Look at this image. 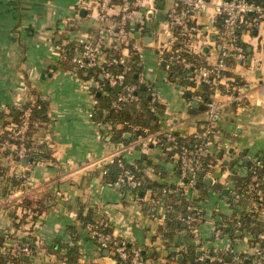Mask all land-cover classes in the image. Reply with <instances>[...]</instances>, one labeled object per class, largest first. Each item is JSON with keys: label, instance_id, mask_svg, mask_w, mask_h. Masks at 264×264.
I'll return each instance as SVG.
<instances>
[{"label": "crops", "instance_id": "0c3cea01", "mask_svg": "<svg viewBox=\"0 0 264 264\" xmlns=\"http://www.w3.org/2000/svg\"><path fill=\"white\" fill-rule=\"evenodd\" d=\"M211 1L218 0H209L192 13L188 33L176 41L207 63H214L226 44ZM177 3L140 2L129 22L133 33L129 46L137 51L146 80L160 91L165 106L162 129L185 136L199 131L206 113L192 111L190 104L191 92L201 89L197 88L200 83L195 80V87L181 86L168 78L166 63L161 64L163 51L173 42L166 14ZM92 5L91 0H0V132L13 122L11 108L40 99L46 113L30 136L32 158L17 160L9 150L0 149V251L14 239L27 236L32 251L23 264H64L60 256L64 248L56 251L51 245L72 242L77 234L80 264H118L112 251L99 248L78 218L79 210L85 214L92 209L93 220L138 246L146 264H189V259L181 262L189 248L213 257L226 247L242 254V262L233 264H256L251 256V231L246 227L231 231L229 224L234 208L247 211L250 203L243 200L232 206L228 198L229 188L235 185L230 175L246 176L251 156L261 155L264 160V20L237 32L240 44L235 49L242 50L244 57L227 63L225 79L232 85L227 92L208 96L221 105L214 123L216 137L207 146L214 161L210 159L203 184L184 187L187 197L194 198L202 210L203 219L194 223V229L165 235L170 230L163 223V201L168 196L157 201L147 186L140 189L142 195L133 197L110 178L114 157L121 155L141 166L149 182L179 184L172 158H165L152 142L112 141L111 131L99 124L105 121L97 123L92 115L97 98L91 76H85V70L81 69L82 76L71 69L72 52L70 58L63 52L67 43L82 44L87 34L96 31L100 20ZM81 7L86 9L82 15ZM108 11L115 13L116 8ZM161 77L164 86L158 83ZM186 88L191 95L185 93ZM101 89L105 92L95 90ZM13 174L20 178L16 185L9 182ZM262 189L264 197V169ZM259 209L257 215L264 217ZM214 227L220 229L217 238L212 236Z\"/></svg>", "mask_w": 264, "mask_h": 264}, {"label": "built area", "instance_id": "2783aa9c", "mask_svg": "<svg viewBox=\"0 0 264 264\" xmlns=\"http://www.w3.org/2000/svg\"><path fill=\"white\" fill-rule=\"evenodd\" d=\"M92 6L96 9L97 18L100 20L96 31L91 34H87L86 39L81 42L82 44L73 43L72 61L73 65L77 69L86 70L88 67L96 66L100 69L99 77L102 82H99L94 76H91L92 84L95 89L102 88V85H108L109 87L118 86L117 95L111 100V107L114 110L121 108L123 102H129L137 100L139 95L137 93L138 84H144L149 89V95L151 101L160 100V91L154 84V82H148L144 76V73L140 71L138 73L137 81H127L125 79L126 69L129 68L128 60L130 58L129 43L133 37L132 29L129 25L132 14L137 6L143 0H91ZM181 2V7L174 6L170 8L166 14V19L170 25V37L173 42L170 41V45L163 51L167 54L168 62L166 67L172 63H181L183 68L189 72L187 77L197 80L199 83H204L209 86L211 93L220 92V84L226 87L231 86V82L225 79L224 71L226 70L227 60L244 57L242 50H236L238 31L245 28L257 26L264 20V0H218L211 1L214 12L217 15V21H220V32L224 37L226 44L220 48L217 60L214 63L208 64H196L186 59L182 55L183 51H189L188 47L184 44H176L182 36L188 33L190 28V17L195 11L203 9L209 2V0H178ZM116 8L115 13H110L108 10ZM175 29L177 32L175 33ZM71 41V40H70ZM232 45V47L229 46ZM120 65L119 71L113 70V66ZM193 65V71L189 70ZM228 78V77H227ZM195 87V86H193ZM94 89V90H95ZM102 90V89H101ZM228 90V89H227ZM192 98L197 101H202L207 104L205 110V117L201 120L200 130L195 133L196 140L190 145L178 144L176 135L172 130L160 129L156 132H149L147 127H143V131L146 133L139 139L141 141H148L157 143L159 141L158 134H161L167 141L170 147L178 148L171 154L173 160V169H178V179L180 183H166L162 187L157 201L163 199L169 195L174 196L181 195L189 203L186 205L187 209L192 210L194 213L175 212V209L171 207L174 214V218L182 221L189 229H194V223L203 219L202 210L194 202V198H189L186 195V188L190 187L194 189L196 187L197 179L203 175V177L210 171V169H204L203 156L207 152V146L214 142L216 137L214 131V123L218 117L221 105L210 99H205L198 93H193ZM95 99V98H94ZM209 100V101H208ZM96 101L93 100L91 111L94 110ZM31 106L32 104L26 102L21 106V113L17 121L10 122L5 127L7 131V138H4L0 142V149H7L11 155H16L17 160L20 158H32L34 152L28 146L30 142V136L28 131L30 130L31 121ZM118 125L128 126L130 130L126 133H130L137 129L139 126L133 122L122 120L117 122ZM106 131H111L113 125L112 120H107L103 123ZM159 148L162 150L160 145ZM163 152V150H162ZM118 165V173L114 180L118 189L129 193L133 197H138V191L143 183L144 177L138 176L130 165L133 162L127 161L122 156L116 158ZM264 165V160L261 155H254L249 157L247 163L246 182L243 186H234L229 188V202L236 204L237 200H247L250 205L248 211H259L264 213V197H263V172L261 169ZM199 174V176H197ZM25 174L19 175L23 177ZM163 205L165 207L164 201ZM147 209L151 214L154 213V208L148 204ZM258 213V212H257ZM259 214V213H258ZM165 216V213L164 215ZM164 218V217H163ZM242 220L239 214L236 215L234 225L240 227ZM87 230L91 238H94L96 244L101 249H108L112 251L118 264H146V258L143 256L140 248L127 242L123 238H118L110 231H104L96 224L87 221L83 225ZM220 235V229L214 227L212 229V236L217 238ZM264 238V232L260 234ZM251 256L255 260L256 264H262L264 262V248L261 246L260 241L256 240L252 243ZM32 245L31 240L27 236H21L14 239L8 244L4 250L5 259L2 264H23L26 257L31 253ZM223 255L229 254L230 257L222 259V256L217 257L219 264H233L242 262V254L234 252L232 248L226 247L219 251ZM210 257L209 254L197 255L195 262L190 264H203L204 258Z\"/></svg>", "mask_w": 264, "mask_h": 264}, {"label": "trees", "instance_id": "16d2710c", "mask_svg": "<svg viewBox=\"0 0 264 264\" xmlns=\"http://www.w3.org/2000/svg\"><path fill=\"white\" fill-rule=\"evenodd\" d=\"M256 1H263V0H256ZM177 7H181V2L178 1ZM218 26H220V21H217ZM177 30L175 29V33ZM183 37V36H182ZM178 44V42H176ZM238 45L240 44V41L237 43ZM73 43H67L66 48L64 49V54L66 55L67 58L71 57V52L73 49ZM130 49V58L128 60V66L129 68L126 69L125 72V79L127 81H137V75L141 71V64H140V59L137 51L133 49L131 46H129ZM67 49L69 52H67ZM66 51V52H65ZM167 54H163V58L166 62H168L167 59ZM182 55L186 57V59L190 60L193 62V65L196 64H208L204 59H202L200 56L197 54H194L190 51H183ZM230 60V59H229ZM227 60V63L228 61ZM193 65L190 67V71H193ZM70 68L73 70H76L77 73L83 76L81 69H77L72 63L69 64ZM122 66L120 65H115L113 66V70L119 71ZM167 69V76L170 80L176 81L178 84L181 86L184 85H192L196 86V81L195 79L188 78V70L183 68L181 63H172L169 64ZM86 75L85 76H94L96 79H98L99 82H102L101 78L99 77V72L100 69L96 66L88 67L86 70ZM224 74H226V71H224ZM148 82H151L148 80ZM141 84H138V89L137 93L139 95L137 100L129 101V102H123L121 105V108L118 110H114L110 103L113 98L116 97L117 95V90H115L113 87H109V89L105 88V84L102 85V88L105 90L103 92L102 90H94L95 97L97 98V102L95 103V108L92 111L93 118L96 120V122H102V121H107V120H112L113 125L111 127V132H110V139L114 142H128L132 140H137L141 136H144L146 133L143 131V127H147L149 132H156L160 129H162L163 126V114L165 110V106L163 102L160 100L157 101H151L150 97H148L149 94V89L145 85L144 88L140 87ZM202 85L201 89H197L193 93H198L202 95L203 98L208 99V96L211 94V89L207 84L200 83ZM220 88L222 92H227V87L224 86L223 84H220ZM98 89V88H97ZM99 92V94H96ZM185 93H189V90L186 88ZM31 125H30V130L28 131V135L30 136L32 132L36 129L37 124H39L41 121H44L46 119V113H45V102L40 100V99H35L33 103H31ZM21 113V107H15L11 108L9 114L11 116L12 121H17L19 119V115ZM0 118H3V113H0ZM122 120H127L130 122H133L137 126H139L137 129L130 131L129 136H126V131L130 130L128 126H121L118 127V121ZM4 123V122H3ZM200 130V129H199ZM173 133L176 135V140L178 144L184 143L188 144L191 146L192 143L195 142L196 137L195 134H190V135H181L177 131H173ZM159 138V141L157 143H154V145H160L163 154L165 155V158L171 157V154L177 150L178 148H174L173 146L170 147L167 143V141L164 139V137L161 134L157 135ZM7 138V131L3 130L0 132V142L4 139ZM29 144V141H28ZM8 153L6 150L5 153ZM210 154L205 153L203 156V165L204 169H210L211 161L209 158ZM14 158H16V155H13ZM119 155L114 157L113 164H114V169H111V180H115L116 175L118 173V165L116 162V158ZM121 156V155H120ZM212 162L214 161L211 159ZM135 173L138 176H143L144 180L143 183L140 186V189H143L147 186L151 187L153 190V196L154 197H159L160 192L162 187L166 185V183L162 182H149V177L144 174V171L142 170V167L139 166L137 163L135 164L133 162V165H130ZM155 166V165H154ZM264 165L261 169V172H263ZM175 172L178 173V169L175 168ZM114 174V175H113ZM234 179V186H243L244 183L246 182L247 177H240L234 173L230 175ZM18 176H15L14 174L10 176L9 182L13 185H16L19 183L20 178H17ZM20 177V176H19ZM203 175L197 179L196 181V186L198 187L199 184H203L202 182ZM219 186V184H218ZM139 189V190H140ZM167 199H164V204H165V216L163 219V223L165 227H170L169 231H164L165 235H169L172 232H175L176 230H184L188 229L186 225H183L182 221H179L174 218L175 212H180L182 215L183 213H194L192 210L187 209L186 205L189 203L183 196L178 195L174 196V194H169L167 195ZM243 200H237L236 204L241 203ZM231 205L233 206V202H231ZM175 209V212L171 209ZM234 208V207H233ZM257 211H244L240 210L237 212L234 208V212L231 215L229 224L231 226V231L235 229H242L243 227H246L248 230L251 231L252 237L250 241L253 243L256 240L260 241L261 246L264 248V238L260 236L262 232H264V217H259L256 213ZM236 214H239L242 224L240 227H236L234 225L235 217ZM78 218L81 219L82 225H84L85 222L90 221L94 224H96L97 227H100L104 231H110L111 230L101 224H98L95 220L92 218V209H90L87 213L82 214V211H78ZM162 225L158 226L159 230H162ZM71 231H75L73 229V226H70ZM77 235V234H76ZM73 235L72 236V242H53L51 247L54 248L56 251H59L60 249L64 248V252L60 255L61 258L64 261V264H80L78 261L79 255H80V249L78 244L76 243L77 236ZM94 241L95 239L92 238ZM96 242V241H95ZM222 256L221 253H216L215 255H210V257H205L204 258V263L203 264H219L220 262L217 260V257ZM226 255L222 256V259L225 258ZM5 259V253L4 251H0V264L3 263ZM189 259V264L195 262L196 259V253L194 249L189 248L188 252L184 254L183 259H181V262Z\"/></svg>", "mask_w": 264, "mask_h": 264}, {"label": "water", "instance_id": "95a60500", "mask_svg": "<svg viewBox=\"0 0 264 264\" xmlns=\"http://www.w3.org/2000/svg\"><path fill=\"white\" fill-rule=\"evenodd\" d=\"M82 11H83V12H86V9H85L84 7H81L80 12H79L80 15H82ZM83 15H84V14H83ZM165 63H166V61L163 59V60L161 61V64L164 65ZM140 87H141V88H144L145 85L142 83V84L140 85ZM198 87H202V85H199V86L197 85V88H198ZM105 88H106V89H109V86L106 85ZM113 88H114L115 90H118V89H119L118 86H114ZM96 94H99V92H97ZM187 95H189V93H187ZM148 97H150L149 94H148ZM208 101H209V100H208ZM190 104H191V107L193 108L192 111H195L196 109H201V110H206V109H207V104H206V103H200L199 101H197V100H195V99L192 100ZM127 134H129V133H127ZM197 176H199V174H198ZM210 180H211L210 178H205V179H204V181H205L206 183H209ZM226 192H227L226 188H223V189H222V193L225 194ZM138 195H142V190H139V191H138ZM106 250H107V249H106ZM196 254L199 255V251H198V250H197ZM178 258H180V255H179Z\"/></svg>", "mask_w": 264, "mask_h": 264}, {"label": "rangeland", "instance_id": "374dc122", "mask_svg": "<svg viewBox=\"0 0 264 264\" xmlns=\"http://www.w3.org/2000/svg\"><path fill=\"white\" fill-rule=\"evenodd\" d=\"M160 71H161V74H163L164 70L162 68L160 69ZM158 83H159V85L164 86V84H163L164 82L162 81V77L158 80Z\"/></svg>", "mask_w": 264, "mask_h": 264}]
</instances>
